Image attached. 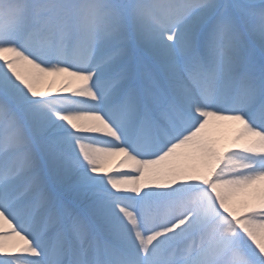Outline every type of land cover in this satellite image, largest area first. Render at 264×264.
Instances as JSON below:
<instances>
[{
    "label": "snow or ice",
    "instance_id": "snow-or-ice-1",
    "mask_svg": "<svg viewBox=\"0 0 264 264\" xmlns=\"http://www.w3.org/2000/svg\"><path fill=\"white\" fill-rule=\"evenodd\" d=\"M0 264H264V0H0Z\"/></svg>",
    "mask_w": 264,
    "mask_h": 264
},
{
    "label": "bare ground",
    "instance_id": "bare-ground-1",
    "mask_svg": "<svg viewBox=\"0 0 264 264\" xmlns=\"http://www.w3.org/2000/svg\"><path fill=\"white\" fill-rule=\"evenodd\" d=\"M234 132H235V128L231 129V131L228 134L230 135L233 134ZM257 195H260V193H257Z\"/></svg>",
    "mask_w": 264,
    "mask_h": 264
}]
</instances>
